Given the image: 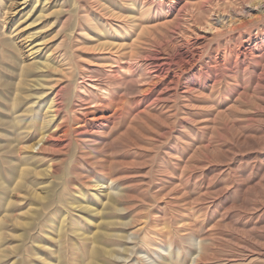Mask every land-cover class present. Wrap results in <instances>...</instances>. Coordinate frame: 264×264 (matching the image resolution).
<instances>
[{
    "label": "bare ground",
    "instance_id": "bare-ground-1",
    "mask_svg": "<svg viewBox=\"0 0 264 264\" xmlns=\"http://www.w3.org/2000/svg\"><path fill=\"white\" fill-rule=\"evenodd\" d=\"M29 1L0 0V41L13 49L17 67L12 120L19 125L27 119L26 128L38 131L31 143L22 138L16 147L21 165L15 200L27 180L32 186L40 175L64 182L74 175L83 201L73 210L81 208L85 219L128 210L141 198L149 200L146 190L121 182V171L138 167L145 170L142 180L151 198L176 194L195 210L198 201L226 198L215 229L198 238L196 259L219 256L224 245L239 250L236 260L242 264H264V0H74L75 27L61 32L59 44L67 51L58 54L46 50L57 34L40 40L38 32L20 28L23 22L12 28ZM54 1L34 0L32 11L47 12ZM193 9L205 13L193 29H169ZM171 86V93H161ZM27 98L32 103L18 114ZM128 98L133 105L126 104ZM50 154L57 158L41 170L27 162ZM83 162L97 172L95 178L82 173ZM208 166L211 176L196 172ZM69 212L61 211L62 222ZM22 215L13 220L19 223ZM9 217H0V241ZM99 252L114 254L94 245L87 264H110ZM160 257L147 255V264H160Z\"/></svg>",
    "mask_w": 264,
    "mask_h": 264
},
{
    "label": "rangeland",
    "instance_id": "rangeland-1",
    "mask_svg": "<svg viewBox=\"0 0 264 264\" xmlns=\"http://www.w3.org/2000/svg\"><path fill=\"white\" fill-rule=\"evenodd\" d=\"M33 3L34 0H30L28 5L21 9V13L19 12L14 17L11 22L12 28H14L19 21L23 22L20 28H24L26 33L38 32L40 40H46L52 36V34H57L56 37L58 39L55 37V40L49 42L46 50L48 52L55 49V54L66 52L67 48H65V50L64 46L67 47V45L62 44L61 46L59 43L61 39L64 38L63 34L72 31L75 27L74 15L76 12V4L74 0L54 1L47 12H41L40 7H38L36 11H32V7L35 5ZM58 9L61 11V13H58L60 15H57V12H55ZM39 13L40 15L42 14L41 16H43L44 19H38L40 16ZM52 13L54 15H52ZM182 17H179L178 20L175 21L176 23H173L169 29L177 30L179 27L193 29L194 20L198 18L203 20L205 18V13L203 10L198 9H193L192 11L187 10L186 13L183 12ZM151 24L152 23H149V25ZM61 27L62 29H60ZM42 30L48 31L42 32ZM151 31L154 30L151 29ZM0 45V57L4 55L0 58V74H2L0 75V93L2 92L0 94V122L2 123L0 124V127L2 126V128H0V146H3L0 147V168L2 169V171L0 169V181H3V185H5V187L0 186V217L6 213L10 214L8 223L5 226L6 234L0 241V250H4L0 257V259L3 258L0 260V264H87L89 262V254L94 248V245L114 252L112 256L108 254L105 256V253L99 252L100 255L104 254L100 256L101 259L104 258L110 264H147L149 260L147 259V255L148 257H155L157 254L161 255L157 260L160 264H192L194 262L197 264H242L240 261L236 260L240 254L239 250H233L230 249L229 246L224 245L221 246L218 252L220 253L219 256L215 255L216 257L214 258L209 256L207 259L204 258L201 260L200 258L196 259L198 238L207 237L209 233L215 229V226H213L214 223L221 219L220 207L221 202L226 200L224 196L221 198L217 197L215 202H210L211 199H206L203 203L198 201V204H200L197 210L192 209L190 205L186 204V201L179 198L176 194H170L169 196L158 199L151 198V192L146 189L144 181L142 180V176L145 175V170H141L138 167H129L121 171V182L125 185H131L134 189L139 191L146 190L149 195V200L144 201L141 198V202L132 204L129 206L128 210H113L106 215L101 213L93 216V219H85L83 217V215H85L84 213H82L83 215H81V213L78 214V212H80L78 209L81 208L73 210L74 206L80 205L83 201V187L79 186L78 183L75 184L74 175L69 177V181L64 182L66 181L65 179H48L43 177V175H40L38 179L35 177L36 174L34 173L32 176L37 178V186H35L36 184L29 186L28 180L25 181V186L22 185L23 187L21 188V191L24 189L20 194L21 197L16 201L13 188H16L17 176L19 174L18 168L21 163L16 149L21 145L20 142L23 141L22 138L27 144L31 143L33 139L38 136V131L36 129H31L32 131H30L26 128L27 119L22 120L21 122L23 123L21 124L20 122L19 125L12 120L11 100L13 98L12 95H14L13 89H15V83L17 82V80H14L17 79V67L12 56L14 54L13 49L5 45V47H3L2 43ZM60 47L63 49H60ZM74 53L76 61L79 62V51H75ZM79 63H81V61ZM12 69L13 71H11ZM9 75L12 76L9 77ZM9 79L12 80L9 81ZM6 88L9 90V93H7ZM172 91L173 87L171 86L164 89L163 92L161 91V93L169 94ZM156 93L157 92H155V94ZM153 98H149L147 101L151 102ZM27 99L28 101H22L19 104L18 114L19 112L20 114H24L23 110L32 103L30 98ZM126 104L131 106L133 102L128 98ZM16 126L19 128H16ZM5 130L11 132H6ZM131 153L141 156V154L136 151ZM23 155L25 154L23 153ZM14 158L16 159L14 160ZM56 158V155L50 154L33 160V164L29 159L27 162L35 169L41 170L46 167L51 160ZM37 164L38 166H36ZM38 167L41 169H38ZM236 169L239 170L240 167H236ZM80 170H82L84 175L90 176V178H95L97 175V172L92 171L90 165L86 162L80 164ZM196 172L203 173L205 177H209L213 174L210 166L206 167L202 172L199 170H196ZM222 179L223 176H219L217 180L213 182V188H219ZM71 180L73 181L71 182ZM206 185L208 184L206 183ZM74 186L76 187L74 188ZM32 188L38 190L39 193L42 194V198L41 196H36ZM3 193H5V195ZM65 199L66 201L64 202ZM173 200H178V204H175ZM33 207L37 209L35 210ZM64 207H67L71 213L69 212L70 214L66 218V221L63 220L64 222H62L61 211H63ZM28 209L33 210L29 214H26ZM227 209L229 208L227 207ZM34 210L35 212H33ZM38 211L39 215H37ZM34 213L35 215L33 217L35 218H32ZM164 213H168V215H163ZM21 214H23L22 216L25 218L19 223L15 222L13 220L14 217ZM190 220L194 223L192 226L188 224ZM245 220L246 219L240 218L239 222ZM213 247L215 248L216 246L214 245ZM163 249H167V252H164Z\"/></svg>",
    "mask_w": 264,
    "mask_h": 264
}]
</instances>
